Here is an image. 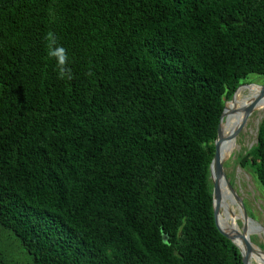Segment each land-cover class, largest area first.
Listing matches in <instances>:
<instances>
[{"label": "trees", "instance_id": "1", "mask_svg": "<svg viewBox=\"0 0 264 264\" xmlns=\"http://www.w3.org/2000/svg\"><path fill=\"white\" fill-rule=\"evenodd\" d=\"M253 75L264 0H0V264H244L210 166Z\"/></svg>", "mask_w": 264, "mask_h": 264}, {"label": "rangeland", "instance_id": "2", "mask_svg": "<svg viewBox=\"0 0 264 264\" xmlns=\"http://www.w3.org/2000/svg\"><path fill=\"white\" fill-rule=\"evenodd\" d=\"M246 85L250 86L242 89V96L238 101L259 91L260 89L255 86L263 87L264 79L261 76L253 75L248 82L244 84V86ZM228 104L226 106H228ZM261 108L262 107L259 106L253 110V114L248 119L247 123H245L242 131L236 138H232L231 136V141L227 148L222 150V154L228 151L223 163L224 173L233 190L240 198L244 207V212L248 217L249 221L246 222V225L248 224L251 230H247V236L256 248L264 252V190L259 184L254 170L250 166L243 165L240 162L241 157L246 155L258 142L259 127L264 119V109L262 110ZM259 114L261 116H259ZM225 118L226 117H224V119ZM241 125L242 123L238 125V128ZM229 202L230 200L227 201V204L230 206L231 202ZM232 204H234L233 208L236 209V214L239 217L236 224L242 231L244 222L240 210V203H235L233 198ZM219 219L224 221V211L220 212ZM262 255L264 256V254ZM262 260L264 264V259Z\"/></svg>", "mask_w": 264, "mask_h": 264}, {"label": "bare ground", "instance_id": "3", "mask_svg": "<svg viewBox=\"0 0 264 264\" xmlns=\"http://www.w3.org/2000/svg\"><path fill=\"white\" fill-rule=\"evenodd\" d=\"M247 86L250 85L243 86L240 89L236 97H234L233 100L229 102L227 109L225 111L224 117L226 118L225 119L223 118L222 128H221L222 142L219 146V155L222 161H224L225 156L228 153V151H226L224 152V154H222L223 152L222 150L227 148V146L229 145L231 141V136L238 128V125L240 123H244V124L247 123L248 119L251 117V115L254 112L253 110L256 109L257 107L260 106L262 107L261 108L262 110L264 109V86L261 87L256 85L255 87L260 89L259 91L251 95H248L244 99L238 101L242 96V92H241L242 89ZM251 107H253V110L249 114V116H247V112ZM259 116L261 115L259 114ZM218 186H219V194H220V201H219L220 206L218 209V224L220 228L226 233L230 234L231 236H237L238 233H241V229L236 224V221L239 219V217L236 214V209L233 208L234 204H232V201L234 197L230 192V190L228 189L224 178H220L218 180ZM228 200H230L231 202L230 206L227 204ZM235 203L238 202H236L235 200ZM240 210L242 213L244 212L242 206H240ZM223 211H224V221L222 219H219L220 212ZM247 228H248L247 230L249 231L251 230V227L247 226ZM247 238L249 239L248 236ZM235 242L243 251H245V245L240 237H236ZM254 248L256 247L254 246ZM254 250L255 252L250 254L249 256V264H263L262 259H264V256L257 250V248Z\"/></svg>", "mask_w": 264, "mask_h": 264}, {"label": "water", "instance_id": "4", "mask_svg": "<svg viewBox=\"0 0 264 264\" xmlns=\"http://www.w3.org/2000/svg\"><path fill=\"white\" fill-rule=\"evenodd\" d=\"M240 88V87H239ZM238 88V89H239ZM238 91V90H237ZM236 91V92H237ZM236 94V93H235ZM235 96V95H234ZM234 98V97H233ZM233 100V99H232ZM227 109V106L225 107L223 114L221 116V120H220V124L218 127V133H217V139L215 141V155L214 158L212 160L211 166H210V179L213 185V210H214V219H215V224L218 228V230L220 231V233L222 235H224L226 238H228L240 251L241 256H242V260L244 264H249V256L250 254L254 253L256 248H254V245L252 244L251 240H249L247 238V226H246V222L249 221L247 215L245 214V212L242 213L243 215V229L241 231V233H239L237 236H231L228 233H225L222 231V229L220 228L219 224H218V209H219V201H220V194H219V186H218V180L220 178H224L226 181V185L228 187V189L230 190V192L232 193L233 197L235 198L236 202L240 203L242 206V209L244 211V207L243 204L241 203L240 198L238 197V195L235 193V191L233 190L231 184L228 182V180L226 179L225 173H224V161H222V159L220 158L219 155V146L222 142L221 139V128H222V121L223 118L225 116V111ZM253 107H251L248 112H247V116H249V114L252 112ZM244 123H242V125L233 133L232 138H236L239 133L242 131L243 127H244ZM236 237H240L245 245V251H243L235 242ZM257 250L259 252H261L262 254H264V252L260 251L258 248Z\"/></svg>", "mask_w": 264, "mask_h": 264}]
</instances>
